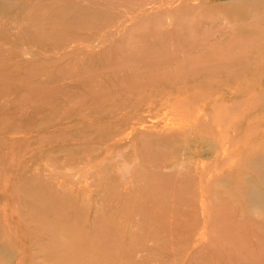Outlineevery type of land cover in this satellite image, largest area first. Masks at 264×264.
<instances>
[{
  "label": "rangeland",
  "instance_id": "1",
  "mask_svg": "<svg viewBox=\"0 0 264 264\" xmlns=\"http://www.w3.org/2000/svg\"><path fill=\"white\" fill-rule=\"evenodd\" d=\"M263 155L264 0H0V264H264Z\"/></svg>",
  "mask_w": 264,
  "mask_h": 264
},
{
  "label": "clouds",
  "instance_id": "2",
  "mask_svg": "<svg viewBox=\"0 0 264 264\" xmlns=\"http://www.w3.org/2000/svg\"><path fill=\"white\" fill-rule=\"evenodd\" d=\"M126 149L117 152L114 155V160L117 163V174L120 176L123 182H130L133 178L135 170L140 164L138 159H129L126 157ZM170 171H175L177 174H181L185 171V164L183 160L174 163ZM247 214L257 221H264V205H251L248 206Z\"/></svg>",
  "mask_w": 264,
  "mask_h": 264
},
{
  "label": "bare ground",
  "instance_id": "3",
  "mask_svg": "<svg viewBox=\"0 0 264 264\" xmlns=\"http://www.w3.org/2000/svg\"><path fill=\"white\" fill-rule=\"evenodd\" d=\"M147 1V0H146ZM8 2V1H7ZM139 2V1H138ZM143 2V1H142ZM152 2H153V0H152ZM171 2V1H170ZM2 3H4V2H2ZM162 3V2H161ZM172 3V2H171ZM170 3V4H171ZM147 4V3H146ZM152 4V3H151ZM133 5V4H132ZM136 5V4H135ZM5 6V5H4ZM134 6V5H133ZM145 6V5H144ZM3 7V6H2ZM153 8V7H152ZM151 12V11H150ZM56 14V13H55ZM57 16V15H56ZM132 117H134V116H132ZM143 121V120H142ZM147 134H149V133H147ZM215 144V143H214ZM223 144V143H222ZM211 146V145H210ZM262 156V155H261ZM264 156V155H263ZM262 158H264V157H262ZM262 158H258L257 159V161L255 162V164H253V163H251L250 162V164L252 165H254V167L255 168H257L258 170H260V171H258V173L259 172H261L262 173V177H260L259 178V180L260 181H262L261 180V178L264 180V163H262ZM254 159V158H253ZM256 159V158H255ZM204 167V166H203ZM254 167H252V168H254ZM254 168V169H255ZM197 169V168H196ZM253 169V170H254ZM257 171V170H256ZM255 171V172H256ZM257 173V172H256ZM52 174V173H51ZM117 174V173H116ZM59 175V174H58ZM161 176H163V175H161ZM202 176H204V175H202ZM59 179V178H58ZM226 179V178H225ZM244 179V178H243ZM250 179V178H249ZM240 180H241V178H240ZM251 180V179H250ZM68 181V180H67ZM244 181H246V179L244 180ZM243 181V182H244ZM204 182H206V181H204ZM230 182V181H229ZM241 182V181H240ZM245 183V182H244ZM247 183V182H246ZM251 183H252V181H251ZM227 184H229V183H227ZM254 184H255V182H254ZM242 185V184H241ZM247 185V184H246ZM245 185V186H246ZM256 185V184H255ZM255 185H252V189H250L251 191L249 192V195H248V200L249 201H252V203L254 204V205H263V203H262V198H263V196H264V185H263V193H262V191L260 190V188H258L257 187V185L255 186ZM228 186V185H227ZM230 188H232V187H230ZM235 190V189H234ZM249 191V190H248ZM72 194V193H71Z\"/></svg>",
  "mask_w": 264,
  "mask_h": 264
}]
</instances>
